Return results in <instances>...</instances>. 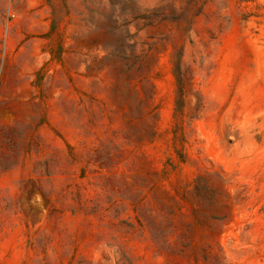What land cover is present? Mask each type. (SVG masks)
I'll return each mask as SVG.
<instances>
[{
    "label": "rangeland",
    "instance_id": "rangeland-1",
    "mask_svg": "<svg viewBox=\"0 0 264 264\" xmlns=\"http://www.w3.org/2000/svg\"><path fill=\"white\" fill-rule=\"evenodd\" d=\"M0 264H264V0H0Z\"/></svg>",
    "mask_w": 264,
    "mask_h": 264
}]
</instances>
